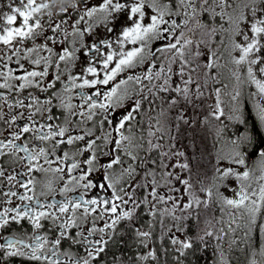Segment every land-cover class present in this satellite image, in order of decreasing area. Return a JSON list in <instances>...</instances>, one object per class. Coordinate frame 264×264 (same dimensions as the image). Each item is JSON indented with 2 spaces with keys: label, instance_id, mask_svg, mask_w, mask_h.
Returning <instances> with one entry per match:
<instances>
[{
  "label": "snow or ice",
  "instance_id": "snow-or-ice-1",
  "mask_svg": "<svg viewBox=\"0 0 264 264\" xmlns=\"http://www.w3.org/2000/svg\"><path fill=\"white\" fill-rule=\"evenodd\" d=\"M99 25L120 31L87 42ZM224 34L227 46L215 42ZM220 48L237 84L228 118L243 123L239 85L250 83L264 124V0H0V264H103L122 222L143 248L159 226L175 264L213 240L217 264H231L225 253L241 244L246 258L259 255L264 264V174L253 187L239 150L250 137L232 141L226 157L217 153L210 183L199 174L194 180L161 107L192 102L210 81L219 83L212 70ZM81 54L86 63L74 71ZM213 94L211 115L220 120L221 88ZM259 157L264 173V151ZM217 205L227 221L213 214ZM202 215L195 238L175 235ZM13 225L19 231L5 235ZM149 259L158 264L155 249L137 264Z\"/></svg>",
  "mask_w": 264,
  "mask_h": 264
},
{
  "label": "flooded vegetation",
  "instance_id": "flooded-vegetation-1",
  "mask_svg": "<svg viewBox=\"0 0 264 264\" xmlns=\"http://www.w3.org/2000/svg\"><path fill=\"white\" fill-rule=\"evenodd\" d=\"M121 22H118V24ZM111 26V25H110ZM120 31V28L117 27L116 31L109 34L105 27L103 25H99L95 30H94V35L87 37V42L91 43L93 40L99 41L101 39H106V38H110V39H115L116 36L118 35ZM158 46V45H154ZM205 51V55L202 56L201 59V63L205 62L207 60V49L204 50ZM86 57H83V55L81 54V60L78 63L77 67L74 69V71H79L80 67H82L84 65V63H86ZM222 61V60H221ZM222 67L220 68H215L212 70V73L218 74V80L220 81L219 83H213V82H209L208 85L203 89L204 91V95L197 98L195 95L192 96V102H184L183 100L181 101L180 104H178L176 107L174 108H168L167 105H162L161 107L165 110L166 114H167V120H168V128L171 130V132L173 131L174 134L173 136L177 137L178 134H176V130H181V125H183L184 127V123L183 121L179 120L178 117L180 115L185 114V111L187 109L188 112H193L194 116H195V128L197 129L196 134H197V138H198V146H197V152H198V161H200V159H203L205 156V148H204V132H203V126L205 128H207L209 130V138L206 144H208V151H209V155L207 160H201L200 164V170L198 173H196L195 176H197L199 174V176L201 177V179L204 180L205 183H210L211 182V177H212V173H213V168L216 165V161H217V153H219L220 156L222 157H226L228 156V154L223 153V148L227 147V144L229 146V149L233 151V144L232 141H237L238 138L242 137V136H249L250 137V142L249 141H244L240 144V151H243L246 153L245 156V162H246V166L249 169L253 170V176H254V180H253V187H256L257 184L255 182V178L259 177L260 175L264 174L261 172V160L259 157V152L260 151H264V124H261V122L259 121L258 117H257V109H256V103L258 102L259 98L256 96H253L252 93L256 92L257 89L253 84H247L245 85L243 92V95L240 96V112L239 115L241 116V119L243 120V123L238 122L235 119H229L228 117L232 114V108L234 105V101L231 100V95H229L228 93V81L230 82V80H223L220 79L219 75L220 74H224L225 70L222 71L221 70ZM142 69H138L137 71H141ZM128 73L122 74L121 77H118V79L123 78L124 76H126ZM224 85H227V87H224ZM214 88H221V107L224 109V113L225 115L222 116L220 118V120H216L212 115V105H214L215 103V95L213 94V89ZM234 93V92H233ZM232 93V94H233ZM167 95V94H165ZM159 103V102H157ZM161 108L158 107L156 108V110L153 112V116H157L158 113L160 112ZM125 110L124 109H119L117 111V116L122 115L123 112ZM170 111V112H169ZM247 114L250 115L252 121L254 122V125H256L260 136L263 138V144L260 146H255V142L253 141L252 137H251V133H250V126H248L249 123V119H247ZM57 115H59V112L57 111ZM139 119V117H138ZM185 119V117H184ZM153 125L154 127L155 125V120H153ZM178 126V127H177ZM147 124L145 122V135L147 134ZM154 130V129H153ZM179 130V132H180ZM218 130H219V134H218ZM183 131V130H182ZM139 134V132H137V135ZM184 135L183 133L179 134V139L177 141V138L173 141V143L175 144L176 148L180 151H183L185 153L184 157H179L178 159L181 161H185L188 162L189 158H188V152L186 150V145L185 143H183L182 140H180V138H183ZM206 138V137H205ZM207 139V138H206ZM168 142V137L165 136L164 139V143L167 144ZM173 161H176L175 159ZM172 161V162H173ZM221 166L223 167H227L229 166V161L227 159L222 160L221 162ZM238 170L243 171L245 170L244 167L242 166H235ZM205 173H207V175H205ZM184 175H188V173H184ZM38 179H44L43 176L38 175L37 177ZM52 178V177H49ZM97 180L102 179V175L100 173L96 174L95 177ZM54 179V178H52ZM230 183H235L234 179L229 181ZM179 187V185H178ZM223 191V189H221ZM225 193V192H224ZM228 196H231V192L227 191L226 192ZM59 198V197H58ZM180 213L178 212L177 215H179ZM213 214L217 217V219H219L221 216H223L224 220L227 221L228 220V216L222 212H220L219 210V206L217 205L216 207H214L213 210ZM141 215L146 218L149 219L146 215H144L143 213H141ZM168 223H172V221L169 219L167 221ZM185 228L186 229H190L188 231H186V233H182V232H175V230H173L175 232L176 236H179L181 239H184L185 236H190L192 238H195L196 234L200 231V228H202L203 225V215L201 217V222L198 225L197 222L193 219V220H187V221H183ZM102 226V223H101ZM158 227V231H157V237L158 240L160 241V245L161 248H169L172 251H168L167 256L163 255V251L161 250V253L159 254V260L161 264H175V257H176V253L174 252V246H172L170 244V242L167 240V238H165L164 240L160 239V228ZM217 227H219V225H217ZM25 230L27 229V226H25ZM13 231H19L18 226L13 225L12 228H10L7 232H5V235H11V233ZM130 231L128 230V226L126 222H122L121 225L118 226V232L117 235L114 237L113 241L110 242L106 255H105V260L103 262V264H113V260L114 259H118L117 256H115V250H114V246L116 244H120L119 242H121V237L124 236H129ZM231 235V234H230ZM259 238L256 237V243L253 246V250L255 252H259ZM119 246H126V243L124 244H120ZM225 249L227 248V245H224ZM245 245L241 244L239 249H233L231 252H227L225 253L226 256H230L231 257V264H247V261L250 259L255 258L258 262V264H261V257L259 255L253 257L250 253L247 255V258L245 256V252L243 251ZM188 254H193V256H195V254H199L201 256V258L206 259V264H217V261L219 260V253L216 250V245H215V241H210L208 243L207 248H205L203 245H200L199 247H195L192 250H188L187 255ZM136 257H139V255H136ZM183 259V258H182ZM184 261V259H183ZM16 264H20V258L16 259ZM129 264V263H127ZM132 264V263H131ZM147 264V263H146Z\"/></svg>",
  "mask_w": 264,
  "mask_h": 264
},
{
  "label": "trees",
  "instance_id": "trees-1",
  "mask_svg": "<svg viewBox=\"0 0 264 264\" xmlns=\"http://www.w3.org/2000/svg\"><path fill=\"white\" fill-rule=\"evenodd\" d=\"M170 112V111H169ZM185 120L190 121L191 123L189 124H185L184 127L183 125H181V130L179 132V130H176V134L177 135V141L179 139V134L183 133L184 137L180 138V140L183 141V143H185L186 145V150L188 152V162H189V167L192 169V177L195 180L196 178V173L199 172L200 170V164L201 160H207L208 155H209V151L208 149V138H209V130L207 128H205L204 126L203 128V132H204V148H205V156L203 159H200V161H198V152H197V146H198V138H197V134L196 131L197 129L195 128V116L193 112H188L187 109L185 111L184 114ZM247 119H249V123L248 126H250V133H251V137L253 139V141L255 142V146H260L263 144V138L260 136L259 131L256 127V125H254V122L252 121L251 117L249 114H247ZM193 129H195V131H193ZM183 130V131H182ZM174 134V132L172 131V135ZM207 139H206V138ZM176 161H173V163H175ZM178 170V169H177ZM143 222L146 224L148 222V219L144 218ZM157 231H158V227H156V229L154 230V234H153V239L150 240L149 243V248H143L139 242L137 241L135 235L133 232L130 231L129 236H124L121 237V242H119L120 244H124L126 243V246H119L118 244H116L114 246V250H115V256L118 257L119 260H123L124 264H127L129 262H131L132 264H137V260L138 257H136V255H142V254H147V252L149 251V249H155L157 251V254L159 256V254L161 253V250L163 251V249L161 248L160 245V241L158 240L157 237ZM168 251H172L171 249L167 248ZM183 264H206V259L203 260V258H201V256L199 254H195V256H193V254H188V256L183 258ZM117 260V259H116ZM157 264V262L151 261V259H149L148 261H138V264ZM158 264L160 263V260L158 261Z\"/></svg>",
  "mask_w": 264,
  "mask_h": 264
},
{
  "label": "rangeland",
  "instance_id": "rangeland-1",
  "mask_svg": "<svg viewBox=\"0 0 264 264\" xmlns=\"http://www.w3.org/2000/svg\"><path fill=\"white\" fill-rule=\"evenodd\" d=\"M225 27H227V25H225ZM220 39L225 40V46L228 45L227 34H224V36L218 35L217 37H215V42L217 44H219ZM237 39H239V38H237ZM218 51H219V60H218L219 67L218 68L222 67L221 70L222 71L225 70L224 74H220L219 77H220V79H223V80H230V82L228 81L229 84H228V90L227 91H228L229 95H231L237 87L235 78L231 76V72H232L234 66L230 63V57L228 55V51L226 50V48H220V49H218ZM233 55H236V53H233ZM242 78L246 79V76H243ZM247 84H250V83H244V84L239 85V90L241 92V95H243L242 91L244 90L245 85H247ZM222 151H223V153L228 154V155L232 152V150L229 149L228 144H227V147H224ZM177 171H179V170H177ZM197 194L199 195L198 192H197ZM224 195H227V193L225 192Z\"/></svg>",
  "mask_w": 264,
  "mask_h": 264
}]
</instances>
